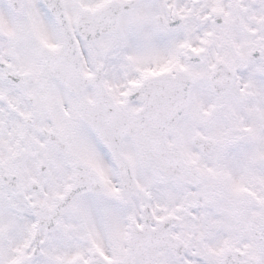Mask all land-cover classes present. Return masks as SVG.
I'll return each instance as SVG.
<instances>
[{"label": "snow or ice", "instance_id": "snow-or-ice-1", "mask_svg": "<svg viewBox=\"0 0 264 264\" xmlns=\"http://www.w3.org/2000/svg\"><path fill=\"white\" fill-rule=\"evenodd\" d=\"M0 264H264V0H0Z\"/></svg>", "mask_w": 264, "mask_h": 264}]
</instances>
